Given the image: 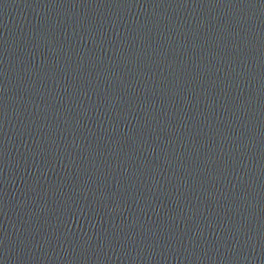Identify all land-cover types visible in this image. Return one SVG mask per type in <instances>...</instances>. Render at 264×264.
Listing matches in <instances>:
<instances>
[{
  "label": "water",
  "instance_id": "95a60500",
  "mask_svg": "<svg viewBox=\"0 0 264 264\" xmlns=\"http://www.w3.org/2000/svg\"><path fill=\"white\" fill-rule=\"evenodd\" d=\"M0 264H264V0H0Z\"/></svg>",
  "mask_w": 264,
  "mask_h": 264
}]
</instances>
